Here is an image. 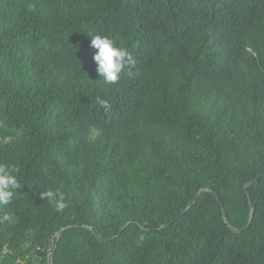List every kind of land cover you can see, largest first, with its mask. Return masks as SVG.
<instances>
[{
	"label": "trees",
	"instance_id": "trees-1",
	"mask_svg": "<svg viewBox=\"0 0 264 264\" xmlns=\"http://www.w3.org/2000/svg\"><path fill=\"white\" fill-rule=\"evenodd\" d=\"M0 163V264H264V0H0Z\"/></svg>",
	"mask_w": 264,
	"mask_h": 264
},
{
	"label": "clouds",
	"instance_id": "clouds-1",
	"mask_svg": "<svg viewBox=\"0 0 264 264\" xmlns=\"http://www.w3.org/2000/svg\"><path fill=\"white\" fill-rule=\"evenodd\" d=\"M91 47L96 49L93 55L96 71L106 84H116L121 75L125 72L130 74L131 67L135 65L133 55L125 48L117 47L108 36H92ZM97 103L105 110L109 108L107 100L98 98ZM19 172L20 169L16 164L0 163V207L7 205L12 200L15 190L21 186L18 179ZM38 195L40 199L53 204L57 212L63 211L68 206L64 193L59 189L43 190ZM2 219L13 221L14 218L5 214Z\"/></svg>",
	"mask_w": 264,
	"mask_h": 264
},
{
	"label": "water",
	"instance_id": "water-1",
	"mask_svg": "<svg viewBox=\"0 0 264 264\" xmlns=\"http://www.w3.org/2000/svg\"><path fill=\"white\" fill-rule=\"evenodd\" d=\"M263 174H264V171L261 172V173H259V174L256 176L255 180L258 179L259 177H261ZM204 190H205V189H201L200 192H199V194H201ZM214 194H215V196H216V198H217V200H218V202H219V204H220L221 209L223 210V205H222V203H221V201H220L218 195H217L216 193H214ZM189 207H190V205H188V206H187V207H186V208H185V209H184V210H183L178 216H181L183 213H185V211L188 210ZM252 212H253V209H251L250 217H249L248 223H247V225H246L245 227H247V226L250 224V222H251ZM70 227H71V226L68 225V226H66V227H62V228H60L59 233H62L65 229L70 228ZM245 227H242V228H240L239 230H243ZM123 228H124V227H121V228L119 229V231L117 232V234H115V236H117V235L123 230ZM98 239H99L100 242H105V241H108V240L113 239V237H110V238H102V237H99ZM52 258H53V253H52V255H51V262H50V264H53V262H52Z\"/></svg>",
	"mask_w": 264,
	"mask_h": 264
},
{
	"label": "built area",
	"instance_id": "built-area-1",
	"mask_svg": "<svg viewBox=\"0 0 264 264\" xmlns=\"http://www.w3.org/2000/svg\"><path fill=\"white\" fill-rule=\"evenodd\" d=\"M8 251V249L6 248V247H4L3 249H2V251L0 252V254H4L5 252H7ZM17 264H25L24 263V261H22V260H18L17 261Z\"/></svg>",
	"mask_w": 264,
	"mask_h": 264
},
{
	"label": "rangeland",
	"instance_id": "rangeland-1",
	"mask_svg": "<svg viewBox=\"0 0 264 264\" xmlns=\"http://www.w3.org/2000/svg\"><path fill=\"white\" fill-rule=\"evenodd\" d=\"M96 134V132L93 133V136Z\"/></svg>",
	"mask_w": 264,
	"mask_h": 264
}]
</instances>
